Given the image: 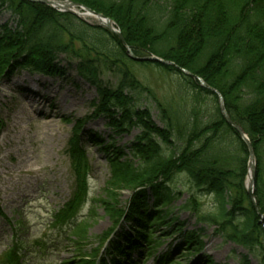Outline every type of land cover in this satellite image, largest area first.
<instances>
[{
	"label": "trees",
	"instance_id": "16d2710c",
	"mask_svg": "<svg viewBox=\"0 0 264 264\" xmlns=\"http://www.w3.org/2000/svg\"><path fill=\"white\" fill-rule=\"evenodd\" d=\"M70 1L114 21L136 56L154 55L173 62L222 95L229 117L253 144L257 158L255 198L264 216V0ZM0 7L13 16L12 26L7 23L0 27V82L18 69L54 76L57 63L64 57L75 64L82 79L96 88L98 99L91 103L93 115L88 119L108 118L115 135L133 128L140 130L128 149L130 159L124 148L113 143L101 148L107 156L110 178L102 195L92 202L104 208L114 222L100 238L106 243L115 234L107 251L111 264H140L165 238L174 235L181 241L173 251L182 249L195 259V264H214L201 255L204 244L199 232H186L184 224L169 219L176 199L171 184L179 175L189 177L197 192L216 200L213 212L203 213L193 194L183 211L192 212L200 224L216 226L218 234L221 232L249 255L264 251V225L259 223L260 217L244 187L248 149L218 108L206 124L185 122V135L176 136V140L162 105L158 108L166 120L164 127L154 123L149 108L137 107L133 93L150 91L133 72L134 62L115 34L42 4L0 0ZM154 65L178 75L195 98L211 96L217 102V97L195 80L174 68ZM107 74L116 77V86L102 82ZM83 126L82 122L76 123L69 143L76 187L72 201L56 216L60 225L68 224L86 201L90 166L81 141ZM92 142L104 145L98 135L92 137ZM119 191L133 195L127 209L118 206ZM96 215L95 210L90 211L89 218L72 228L78 264H96L98 251L90 255L91 261L83 259L87 257L83 249L89 244L90 222ZM123 220L131 224L129 232H117ZM135 250L137 261L131 259ZM168 256L164 255L158 264H165ZM242 259L243 264L250 263L248 255ZM101 264L106 260L102 259Z\"/></svg>",
	"mask_w": 264,
	"mask_h": 264
},
{
	"label": "rangeland",
	"instance_id": "374dc122",
	"mask_svg": "<svg viewBox=\"0 0 264 264\" xmlns=\"http://www.w3.org/2000/svg\"><path fill=\"white\" fill-rule=\"evenodd\" d=\"M7 23L13 25V16L9 10L0 7V27ZM59 61L61 70L54 77L38 81L27 71H18L12 81L9 79L1 85L0 118L5 127L0 133V200L4 215L12 224L21 225L17 237L25 243L22 254L25 264H63L74 260L77 255L66 230L54 228L51 224L55 213L70 200L74 188L70 160L65 152L72 128L76 121L91 116L90 104L97 93L95 88L78 77L75 65L68 68V61L64 57ZM131 68L150 91L133 93L137 107L149 108L154 122L163 127L166 120H163L158 108V105H162L171 119L175 138L185 135L183 127L188 120L206 124L211 116L216 115L219 101L216 102L211 96L195 98L178 75L168 74L155 65L135 63L131 64ZM101 80L105 85L116 86L113 75L107 74ZM108 122L107 118L99 117L88 122L84 128V149L91 171L89 202L81 216L87 215L91 207L90 199L102 195L101 191L110 177L106 158L101 148L92 143L91 137L96 134L106 145L112 141L116 147L127 149L140 134L134 128L129 133L115 135ZM171 187L176 199L169 219L176 218L177 222L183 223L187 232L200 229L203 254L210 257L214 264H243L242 258L247 255L245 249L227 241L221 232L217 234L216 227L198 226L196 217L190 211L182 210L191 195L195 194L203 213L213 211L215 198L197 192L194 183L185 175L176 176ZM118 195L119 208H127L132 193L119 191ZM96 211L89 231L92 239L114 226L104 208L99 207ZM8 225L0 217V256L14 243V230ZM127 227L126 224L122 225L126 231ZM175 244L168 240L158 254L165 253ZM96 246L94 244L93 248ZM105 246L101 247L104 249ZM256 254L250 256L249 264H264V251ZM177 257L178 261L182 259L180 264H189L182 255L177 254ZM153 258L147 264H154Z\"/></svg>",
	"mask_w": 264,
	"mask_h": 264
},
{
	"label": "water",
	"instance_id": "95a60500",
	"mask_svg": "<svg viewBox=\"0 0 264 264\" xmlns=\"http://www.w3.org/2000/svg\"><path fill=\"white\" fill-rule=\"evenodd\" d=\"M26 1H29V0H26ZM36 2H40L42 4H45L47 6H52L54 7V4H56L55 2L53 1H50V0H36ZM70 5L71 6H74V7H79L81 8L82 10L86 11L87 12V15L90 16V17H93L97 20V25L98 26H102V27H105L106 29H108L109 31L115 33L122 41V43L126 46L120 32L116 31L115 28L113 27L114 23L106 18L105 16H103L102 14H98L94 11H92L91 9L85 7V6H82L80 4H76V3H72L70 2ZM128 53H129V56L130 58L133 60V61H137V62H155V63H159V64H162V65H167V66H172V67H175L176 69H178L179 71H181L183 74L193 78V79H196L197 81H199L201 83V85L213 92L218 98H219V101H220V109L222 111V114L224 116V118L227 120V122L232 125L235 130L240 134V136L242 137V139L244 140V142L247 144L248 148H249V151H250V167L252 168V173H253V179H252V182H251V186H250V189L248 191L249 193V196L251 198H253V186H254V176H255V157H254V153H253V147H252V144L251 142L248 140L247 136L245 135L244 131L238 127L237 125H235L231 120L230 118L228 117L227 113H226V110H225V107H224V102H223V98L222 96L220 95V93L212 88H210L209 86H207L204 81H202L200 78H198L197 76H194L192 75L191 73L187 72L186 70H183L181 68H178L174 63L172 62H168V61H164L162 59H159L157 57H149V58H138L136 57L131 49L128 48Z\"/></svg>",
	"mask_w": 264,
	"mask_h": 264
},
{
	"label": "bare ground",
	"instance_id": "6f19581e",
	"mask_svg": "<svg viewBox=\"0 0 264 264\" xmlns=\"http://www.w3.org/2000/svg\"><path fill=\"white\" fill-rule=\"evenodd\" d=\"M130 49H131V48H130ZM131 51H132V49H131ZM132 53H133V51H132ZM133 54H134V53H133ZM134 55H135V54H134ZM135 56H136V55H135ZM136 57H138V56H136ZM131 61L134 62V64L137 63V61H133L132 59H131ZM178 67H179V66H178ZM180 68H181V67H180ZM182 69H183V68H182ZM36 77H37V80L43 78V77H40V76H36ZM37 80H36V82H37ZM38 81H39V80H38Z\"/></svg>",
	"mask_w": 264,
	"mask_h": 264
}]
</instances>
